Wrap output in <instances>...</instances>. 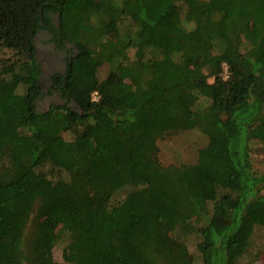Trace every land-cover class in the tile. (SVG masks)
Instances as JSON below:
<instances>
[{
	"label": "trees",
	"instance_id": "16d2710c",
	"mask_svg": "<svg viewBox=\"0 0 264 264\" xmlns=\"http://www.w3.org/2000/svg\"><path fill=\"white\" fill-rule=\"evenodd\" d=\"M2 21L0 264H264V0H0ZM41 30L67 49L48 77ZM195 128L196 161L164 165Z\"/></svg>",
	"mask_w": 264,
	"mask_h": 264
},
{
	"label": "rangeland",
	"instance_id": "374dc122",
	"mask_svg": "<svg viewBox=\"0 0 264 264\" xmlns=\"http://www.w3.org/2000/svg\"><path fill=\"white\" fill-rule=\"evenodd\" d=\"M182 9V8H181ZM7 22H0V24L5 25L6 27L11 25ZM13 25V22H12ZM4 26V27H5ZM187 28H190L191 23L186 24ZM9 50L0 48V57H7L9 54ZM128 57L132 58L134 56V51L131 49L127 53ZM40 63L45 74L49 71V66L51 64V59L46 55L40 54ZM108 70V66L104 64L99 69V76L103 77ZM223 77L226 78V74H223ZM50 101H46L40 103L41 109H46L50 103ZM52 102H58L52 101ZM207 104V101L204 99H200L197 101L195 105L196 109H199ZM63 140H70L72 138V134L70 132H64L62 134ZM207 143V137L203 134L199 129H188L179 131L176 133H169L165 135L162 139L158 140L159 146V158L160 161L164 165H179V164H190L194 163L197 158L198 149L203 147ZM251 162L253 170L258 173H264V147L261 145H252L251 152ZM122 194H120L121 196ZM257 238L255 249L264 250V230L258 231L254 234ZM195 240H192L189 243V250L195 256L196 252L194 250ZM61 244H57L53 249V258L56 262L63 264V260L61 257ZM253 254L250 256H246L245 259H241L238 264H248L250 261L252 264H260L262 260L260 259H252ZM196 258V256H195ZM252 259V260H251ZM254 262V263H253ZM196 264V263H195Z\"/></svg>",
	"mask_w": 264,
	"mask_h": 264
},
{
	"label": "flooded vegetation",
	"instance_id": "af4514ba",
	"mask_svg": "<svg viewBox=\"0 0 264 264\" xmlns=\"http://www.w3.org/2000/svg\"><path fill=\"white\" fill-rule=\"evenodd\" d=\"M50 16L53 18L55 22V16L51 13ZM66 46H69L66 44ZM36 47L40 53L46 55L51 59V64L49 66V71L45 74L47 77L57 71H62L65 67L64 58L66 55L67 49L60 44L59 47L56 46V42L52 39V35L46 31L41 30L38 32L36 36ZM57 95L45 96L44 101H52L60 100Z\"/></svg>",
	"mask_w": 264,
	"mask_h": 264
},
{
	"label": "built area",
	"instance_id": "2783aa9c",
	"mask_svg": "<svg viewBox=\"0 0 264 264\" xmlns=\"http://www.w3.org/2000/svg\"><path fill=\"white\" fill-rule=\"evenodd\" d=\"M93 99H95V94H93Z\"/></svg>",
	"mask_w": 264,
	"mask_h": 264
}]
</instances>
